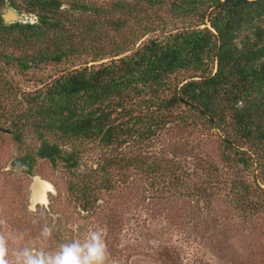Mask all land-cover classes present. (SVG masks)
I'll list each match as a JSON object with an SVG mask.
<instances>
[{
  "label": "trees",
  "instance_id": "trees-1",
  "mask_svg": "<svg viewBox=\"0 0 264 264\" xmlns=\"http://www.w3.org/2000/svg\"><path fill=\"white\" fill-rule=\"evenodd\" d=\"M4 7L30 19H6ZM0 61L67 65L33 91L0 82V136L26 175L38 160L60 165L83 211L116 175L186 187L148 148L194 129L252 171L230 182L235 207L264 203V0H0Z\"/></svg>",
  "mask_w": 264,
  "mask_h": 264
},
{
  "label": "rangeland",
  "instance_id": "rangeland-1",
  "mask_svg": "<svg viewBox=\"0 0 264 264\" xmlns=\"http://www.w3.org/2000/svg\"><path fill=\"white\" fill-rule=\"evenodd\" d=\"M66 66L20 72L0 61V82L33 91ZM148 149L170 159L187 186L116 175L114 188L83 211L67 198L60 165L38 160L32 175L20 172L11 166L18 150L1 135L0 264H50L65 247L83 259L93 245H103V264H264V203L239 211L230 184L252 180L250 169L225 162L215 135L195 129L165 134Z\"/></svg>",
  "mask_w": 264,
  "mask_h": 264
},
{
  "label": "clouds",
  "instance_id": "clouds-1",
  "mask_svg": "<svg viewBox=\"0 0 264 264\" xmlns=\"http://www.w3.org/2000/svg\"><path fill=\"white\" fill-rule=\"evenodd\" d=\"M80 249L77 247H65L62 249L50 264H103V245H93L89 247L88 253L83 259L80 257Z\"/></svg>",
  "mask_w": 264,
  "mask_h": 264
},
{
  "label": "water",
  "instance_id": "water-1",
  "mask_svg": "<svg viewBox=\"0 0 264 264\" xmlns=\"http://www.w3.org/2000/svg\"><path fill=\"white\" fill-rule=\"evenodd\" d=\"M236 1H239V0H236ZM3 11V14H4V17L6 19H13V17H15L12 13V11H10L7 7H4V9L2 10Z\"/></svg>",
  "mask_w": 264,
  "mask_h": 264
}]
</instances>
